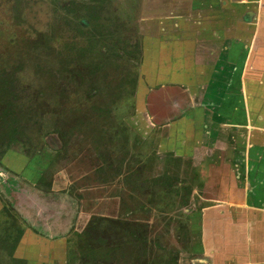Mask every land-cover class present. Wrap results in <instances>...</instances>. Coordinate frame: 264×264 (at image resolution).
<instances>
[{"label":"rangeland","instance_id":"obj_1","mask_svg":"<svg viewBox=\"0 0 264 264\" xmlns=\"http://www.w3.org/2000/svg\"><path fill=\"white\" fill-rule=\"evenodd\" d=\"M140 1L0 0V74L15 77L0 109L7 99L23 129H0V264H90L76 232L119 229L106 220L93 229L94 216L145 224L144 253L125 245L101 264H165L169 254L192 263L187 181L198 169L166 154L165 129L149 124L183 92L149 90L138 77ZM169 176L179 188L158 183ZM15 226L23 233L11 256Z\"/></svg>","mask_w":264,"mask_h":264},{"label":"crops","instance_id":"obj_2","mask_svg":"<svg viewBox=\"0 0 264 264\" xmlns=\"http://www.w3.org/2000/svg\"><path fill=\"white\" fill-rule=\"evenodd\" d=\"M138 5L143 85L183 92L149 124L165 129L166 154L198 169L187 217L200 260L189 263L264 264V0Z\"/></svg>","mask_w":264,"mask_h":264},{"label":"trees","instance_id":"obj_3","mask_svg":"<svg viewBox=\"0 0 264 264\" xmlns=\"http://www.w3.org/2000/svg\"><path fill=\"white\" fill-rule=\"evenodd\" d=\"M96 2L98 0H95ZM2 71V70H1ZM14 76L12 72H5L2 71L0 74V97H6L7 95H10L11 87H12V80H14ZM3 97V98H4ZM2 98V99H3ZM2 101V100H1ZM7 105L3 107L0 113V125L2 126L0 129H4V132L14 134V135H23V129H18V126L15 123L14 114H16L15 108L12 107L9 101H7ZM11 105V106H10ZM10 107V108H9ZM57 127L54 128L56 130ZM0 134V138L1 135ZM1 144V140H0ZM177 179L175 177L170 178L169 177H163L158 180V183L162 186L166 187H172L177 188L176 185ZM94 221L92 223L93 229L96 228V226L100 225L101 221L105 220L109 222V225L118 226V230H96L95 233L89 236L88 229L81 232H76V239L77 242L82 247V254L86 256V259L90 260V264H101L100 260H116L117 261V255L118 251L121 247L125 245H132V244H140L141 245V252H145V245H147L145 240V232L141 229L145 224L141 222H136V220H128V219H122V218H110V217H104V216H94ZM92 219V220H93ZM124 224L122 228H120V225ZM35 231V230H34ZM23 233L22 228L19 226H15L14 230L12 232H9V236L6 239L5 243L8 244L9 253L12 256L13 251L15 250V247L18 243V241L21 238V235ZM113 234L115 236H113ZM113 236V238H112ZM108 237V239L106 238ZM5 244V245H6ZM122 254H126V252H122ZM171 255L169 258L164 259V262L166 264H177L176 254H169ZM14 257V255H13ZM15 258V257H14ZM161 258V257H160ZM156 264L161 262L159 258L153 259ZM163 261V259H162ZM145 263V262H142Z\"/></svg>","mask_w":264,"mask_h":264},{"label":"flooded vegetation","instance_id":"obj_4","mask_svg":"<svg viewBox=\"0 0 264 264\" xmlns=\"http://www.w3.org/2000/svg\"><path fill=\"white\" fill-rule=\"evenodd\" d=\"M142 43V42H141ZM139 50H140V53H141V55H142V57L140 58V60L142 59L143 60V54H144V49H143V43L139 46ZM142 63V62H141ZM141 72H140V70H139V74H138V77H140L141 76V74H140ZM137 80V79H136ZM145 81V80H144ZM137 82V81H136ZM146 82V81H145ZM1 174H4L1 170H0V179L2 178V179H5L6 177H3V176H1ZM14 179V180H13ZM9 180L10 181H13V182H16V184H18V179L16 180V178H9ZM178 182H179V179H177V182H176V185H179L178 184ZM177 188H179L178 186H177ZM179 190V189H178ZM25 194H28L27 192L25 193ZM26 198V197H25ZM195 227H190L189 228V226H188V233H189V229L192 231V230H195L194 229ZM32 230H34L33 228H31ZM64 242H66L65 240H63ZM188 241H189V243H190V239H189V234H188ZM191 245V244H190ZM191 251H192V247H191ZM198 257L200 258V256H198L197 255V253H195V252H191V255H190V260L194 263V262H196V260H200V259H198ZM177 258L178 257H176V260H177ZM165 263V262H164ZM39 264V263H38ZM166 264V263H165ZM177 264H179L178 263V260H177Z\"/></svg>","mask_w":264,"mask_h":264}]
</instances>
